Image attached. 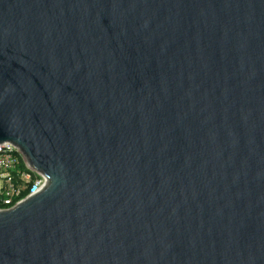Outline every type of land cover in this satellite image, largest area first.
<instances>
[{"label": "water", "instance_id": "obj_1", "mask_svg": "<svg viewBox=\"0 0 264 264\" xmlns=\"http://www.w3.org/2000/svg\"><path fill=\"white\" fill-rule=\"evenodd\" d=\"M4 142L0 264H264V0H0Z\"/></svg>", "mask_w": 264, "mask_h": 264}, {"label": "built area", "instance_id": "obj_2", "mask_svg": "<svg viewBox=\"0 0 264 264\" xmlns=\"http://www.w3.org/2000/svg\"><path fill=\"white\" fill-rule=\"evenodd\" d=\"M45 183V176L28 165L18 148L0 143V209L14 206Z\"/></svg>", "mask_w": 264, "mask_h": 264}, {"label": "trees", "instance_id": "obj_3", "mask_svg": "<svg viewBox=\"0 0 264 264\" xmlns=\"http://www.w3.org/2000/svg\"><path fill=\"white\" fill-rule=\"evenodd\" d=\"M24 195V194H23Z\"/></svg>", "mask_w": 264, "mask_h": 264}]
</instances>
